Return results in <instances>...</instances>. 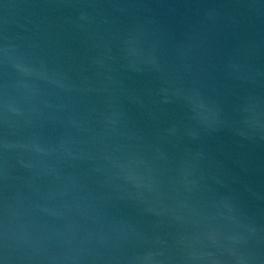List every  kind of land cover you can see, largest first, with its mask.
Wrapping results in <instances>:
<instances>
[{"label": "water", "instance_id": "1", "mask_svg": "<svg viewBox=\"0 0 264 264\" xmlns=\"http://www.w3.org/2000/svg\"><path fill=\"white\" fill-rule=\"evenodd\" d=\"M0 264H264V0H0Z\"/></svg>", "mask_w": 264, "mask_h": 264}]
</instances>
